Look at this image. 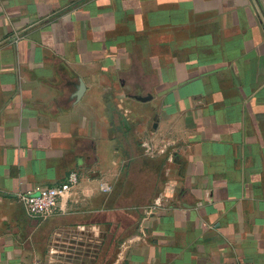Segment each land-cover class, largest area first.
<instances>
[{
  "label": "crops",
  "instance_id": "crops-1",
  "mask_svg": "<svg viewBox=\"0 0 264 264\" xmlns=\"http://www.w3.org/2000/svg\"><path fill=\"white\" fill-rule=\"evenodd\" d=\"M104 225L95 264H264V0H0V264Z\"/></svg>",
  "mask_w": 264,
  "mask_h": 264
},
{
  "label": "built area",
  "instance_id": "built-area-1",
  "mask_svg": "<svg viewBox=\"0 0 264 264\" xmlns=\"http://www.w3.org/2000/svg\"><path fill=\"white\" fill-rule=\"evenodd\" d=\"M78 181V172L72 171L66 182L51 187L37 186L33 190L19 193L18 199L32 217L45 220L56 213L60 198L70 193ZM102 189L107 192L111 186L104 184Z\"/></svg>",
  "mask_w": 264,
  "mask_h": 264
},
{
  "label": "water",
  "instance_id": "water-1",
  "mask_svg": "<svg viewBox=\"0 0 264 264\" xmlns=\"http://www.w3.org/2000/svg\"><path fill=\"white\" fill-rule=\"evenodd\" d=\"M83 88L79 94L82 93ZM100 229L102 232L95 243L86 242L85 239L79 241L63 239L55 247L57 252L48 254L45 264H95L105 242L108 225Z\"/></svg>",
  "mask_w": 264,
  "mask_h": 264
},
{
  "label": "bare ground",
  "instance_id": "bare-ground-1",
  "mask_svg": "<svg viewBox=\"0 0 264 264\" xmlns=\"http://www.w3.org/2000/svg\"><path fill=\"white\" fill-rule=\"evenodd\" d=\"M71 240H74V239H71ZM77 241V240H76ZM89 243H95L96 241H88ZM57 247V246H56ZM54 250L53 251H55V247L53 248ZM52 251V250H51ZM57 252V251H56ZM56 252H54V253H56Z\"/></svg>",
  "mask_w": 264,
  "mask_h": 264
}]
</instances>
